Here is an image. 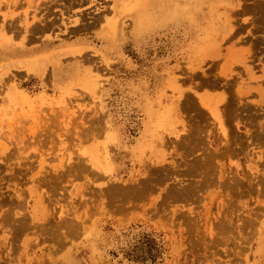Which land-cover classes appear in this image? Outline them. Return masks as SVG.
<instances>
[{"label": "rangeland", "instance_id": "1", "mask_svg": "<svg viewBox=\"0 0 264 264\" xmlns=\"http://www.w3.org/2000/svg\"><path fill=\"white\" fill-rule=\"evenodd\" d=\"M74 1L0 0V264H264V0Z\"/></svg>", "mask_w": 264, "mask_h": 264}, {"label": "bare ground", "instance_id": "2", "mask_svg": "<svg viewBox=\"0 0 264 264\" xmlns=\"http://www.w3.org/2000/svg\"><path fill=\"white\" fill-rule=\"evenodd\" d=\"M62 1H63V0H62ZM97 1H98V2H97ZM102 1H103V0H102ZM112 1H113V0H112ZM116 1H117V0H116ZM70 2H71V4H72V3L75 2V1H74V0H70ZM80 2H81V1H80ZM256 2H257V1H256ZM260 2H261V1H260ZM52 3H53V2H52ZM81 3H82V4H83V3H84V4L87 3V5H89V7L93 9V8H96V4H97V3H100V2H99V0H82ZM104 3H105V0H104ZM104 3H103V4H104ZM110 3H111V2H110ZM261 3H263V2H261ZM49 4H50V3H49ZM71 4H70V5H71ZM101 4H102V3H101ZM255 4H256V3H255ZM257 4H258V3H257ZM97 5H98V4H97ZM260 5H261V4H260ZM260 5H258V6H260ZM263 5H264V4H263ZM263 5H262V6H263ZM75 6H76V5H75ZM99 6H100V5H99ZM252 6H253V7H250L249 9H251V8H253V9L256 8V9H257V7H258L257 5H254V4H253ZM71 7H72V6H71ZM97 8H98V7H97ZM72 9H73V8H72ZM92 9H90V11H91ZM99 9H102V7H100ZM99 9H98V10L95 9V12H96V11L99 12V11H100ZM247 9H248V8H247ZM249 9H248V11H249ZM256 9H255V10H256ZM258 9H260L261 11L263 10L261 7H259ZM245 10H246V8H245ZM245 10H244V11H245ZM251 10H252V9H251ZM82 11H83V10H82ZM92 12H93V11H91V14H93ZM103 12H105V11H100V13H98V14H95V13H94L93 17L91 18V20H92L93 22H92L90 25H92V26H93V24H98V25H99V24L102 23L103 21L106 22V19L104 18L105 16L103 15ZM110 12H111V11H110ZM110 12H109V13H110ZM79 13H80V12H79ZM87 14H89V13L84 12V13H82V14L80 15L81 18L83 19L82 22L86 19ZM77 15H78V14H77ZM77 15H76V16H77ZM61 16H62V15H61ZM139 16H140L139 13H135V19H136V20L134 21V24H135V28L137 29V32L140 30V28H141V26H142V20H143V17H142V16L139 17ZM77 17H78V16H77ZM78 18H80V17H78ZM263 18H264V17H263ZM89 19H90V18H89ZM131 19H132V18H131ZM110 21H111V20H110ZM49 22H50V21H49ZM52 23H53V22H52ZM76 23H77V22H76ZM106 23H107L109 29L115 28L116 25H117V21H114V20L111 21V22L107 21ZM24 24H25V23H24ZM26 24H27V23H26ZM77 24H79V23H77ZM257 24H258V23H257ZM27 25H28V24H27ZM36 25H37V24H36ZM36 25H35V26H36ZM49 25L52 26L51 24H49ZM85 25H87V27H89L88 24H85ZM12 26H13V25H12ZM35 26H34V27H35ZM50 26H48L47 24H45V25L43 26V28L41 27V31H40V33H43V30L47 31V30L50 28ZM53 26H54V24H53ZM53 26H52V27H53ZM37 27H38V26H37ZM10 28H11V27H10ZM31 28H32V27H31ZM85 28H86V27H85ZM11 29H12V28H11ZM37 29L39 30L40 28H37ZM50 29H51V28H50ZM79 29H80V27H79ZM82 29H84V27H83ZM87 29H88V28H87ZM34 30H35V29H34ZM84 30H85V29H84ZM31 32L33 33V29H31ZM4 33H5V32H4ZM8 33H9V32H8ZM8 33H7V34H8ZM25 33H26V31H25ZM1 34H2V33H1ZM8 35H9V34H8ZM12 35H13V34H12ZM12 35H11V36H12ZM1 39H2V38H1ZM14 39H15V38H13V40H14ZM32 39H33V38H32ZM262 39H263V38H262ZM29 40H31V39H29ZM256 40H257V39H256ZM256 40H255V41H256ZM258 40H259V39H258ZM10 42H11V41H10ZM262 42L264 43V40H263ZM254 44H257V43H254ZM8 45H9L8 43H4V45H3V46H4V49H6L5 51L7 52V54L10 52V51H8L9 48H7ZM9 46H10L11 49H12V46H11V45H9ZM254 46H255V45H254ZM15 50H16V49H15ZM7 54H6V55H7ZM4 86H6V85H4ZM8 88H9V87H8ZM6 89H7V88H6ZM2 90H4V87H3ZM9 90H10V88H9ZM10 91H11V90H10ZM1 92H2V91H1ZM244 94H245V93H244ZM262 97H263V96H262ZM263 98H264V97H263ZM230 99H231V98H229V100H230ZM229 100H228V101H229ZM202 101H203V102H202L203 105L206 106L207 103H206V104H204V103L207 102V101H204V100H202ZM225 101H227V100H225ZM228 101H227V102H228ZM235 101H236V100H235ZM65 103H66V102H65ZM226 104H227V103H226ZM226 104H225V105H226ZM229 104H230V102H229ZM235 104H236V103H235ZM207 106H208V107H207ZM207 106H206V107H207L208 110L211 112V115L214 117V119H215L216 121H218L219 129H220L222 135H223L225 138H227L226 140H228V137H229V136H228L227 131H226V130L224 129V127H223V121H222V119H221V115H220L218 109H217L216 107L211 108L212 106H210L209 104H208ZM209 106H210V108H209ZM233 106H234V105H233ZM227 107H228V106H227ZM232 108H233V107H232ZM228 110H229V109H228ZM241 110H242V109H241ZM226 111H227V110H226ZM246 111H247V110H246ZM225 113H226V112H225ZM234 113H235V112H234ZM236 113H237V112H236ZM222 114H223V113H222ZM247 114H248V113H247ZM239 115H240V114H239ZM242 115H243V114H242ZM248 115H249V114H248ZM224 117H225V116H224ZM242 117H243V116H242ZM249 117H251V116L249 115ZM240 118H241V117H239V119H240ZM247 118H248V117H247ZM230 119L233 120L232 117H231ZM237 119H238V118H237ZM242 119H243V118H242ZM250 119H251V118H250ZM255 119H256V118H255ZM102 120H103V119H102ZM243 120H244V119H243ZM100 121H101V120H100ZM237 121H238V120H237ZM244 121H245V120H244ZM253 121H254V120H253ZM102 122H103V121H102ZM99 123H100V122H99ZM226 123H227V121H226ZM97 125H98V124H97ZM226 125H227V124H226ZM250 125H251V124H250ZM252 126H253V125H252ZM262 127H263V125H262ZM99 128H100V127H99ZM99 128H98V129H99ZM191 128H192V127H191ZM249 128H251V127H249ZM260 128H261V127H260ZM192 129H194V127H193ZM261 129H262V128H261ZM101 130H102V134H103V129H99V131H101ZM255 130H256V129H255ZM183 131H184V130H183ZM196 131H197V130H196ZM96 132H97V131H96ZM96 132H94L93 134H95ZM195 133H197V132H194V134H195ZM199 133H200V135H201L202 131H200ZM204 133H205V131H204ZM204 133H202V134H204ZM100 134H101V133H100ZM102 134H101V135H102ZM96 135H97V133H96ZM96 135H94V136L96 137ZM192 135H193L192 132H188V134H187L186 136H183V138L185 137L184 140H186V142H189V143H188L189 145H190V141H188V138L192 137ZM256 135H257V134H256ZM258 135H259V133H258ZM260 135H262V137H259ZM260 135L257 136V137H258V140H259V138H260V139L263 138L262 140H263V142H264V135H263V132H262ZM196 136H197V134H195V139H196V141H197L198 139H197ZM252 136H253V135H252ZM193 137H194V135H193ZM198 137H199V136H198ZM257 137H256V138H257ZM97 138H98V137H97ZM101 138H102V136H101ZM183 138H182V139H183ZM186 138H187V139H186ZM201 138H202V137H201ZM234 138H235V137H234ZM252 138H253V137H252ZM254 138H255V136H254ZM254 138H253V139H254ZM99 139H100V138H99ZM190 139H193V140H194V138H190ZM231 139H232V138H230L229 140H231ZM253 139H252V140H253ZM202 140H203V139H202ZM202 140H201V139L198 140L200 144L202 143V142H200V141H202ZM229 140H228V141H229ZM234 140H235V139H234ZM256 140H257V139H256ZM181 141H183V140H180L179 142H177V144L180 143V144H178L177 146L179 147V146L182 145V148H183V146L186 144V142L184 141V142H185V144H184V142H181ZM198 141H197V142H198ZM238 141H239V139H238ZM254 141H255V140H254ZM260 141H261V140H260ZM104 142H105V140H104ZM197 142H196V145H197ZM203 142H204V141H203ZM229 142H230V141H229ZM232 142H233V141H232ZM235 142H236V140H235ZM240 142H241V141H240ZM252 142H253V141H252ZM181 143H182V144H181ZM191 143H192V142H191ZM215 143H217L216 140H215ZM233 143H234V142H233ZM188 144L185 145V146L188 147V146H189ZM194 144H195V143H194ZM194 144L192 143L190 146H192V145L194 146ZM200 144H198V146H199ZM204 144H205V143H204ZM204 144H203V145H204ZM229 144H230V143H229ZM229 144H228V142H227L225 146L227 147ZM231 144H232V143H231ZM231 144H230L229 146H232ZM240 144H241V143H240ZM244 144H245V143H244ZM237 145H238V144H237ZM242 145H243V144H242ZM242 145H241V146H242ZM97 146H98V145H97ZM102 146H103V145H102ZM102 146H101V147H102ZM190 146H189V147H190ZM198 146H197V147H198ZM225 146H224V149L222 148L223 151L226 150L227 148H228V151H230V152H231V151H232V152L235 151V150H234L235 148L233 149L232 147H230V149L232 148V149L234 150V151H233V150H229V146L225 149ZM189 147H188V148H189ZM202 147H203V146H202ZM96 148H97V147H96ZM179 148H180V147H179ZM193 148H194V150H195V146H194ZM193 148H192V147H191V149L189 148V150H188V151H189L188 154H189L190 152H192V151L194 152V150H192ZM199 148H200V146H199ZM199 148H198V149H199ZM203 148H205V146H204ZM94 149H95V147H94ZM184 149H185V148H184ZM100 150H102V149H100ZM180 150H181V148H180ZM185 150H187V148H186ZM191 150H192V151H191ZM203 150H204V149H203ZM220 150H221V147H220ZM220 150H219V151H220ZM182 151H183V149H182ZM195 151H196V150H195ZM206 151H207V150H206ZM219 151H217V150L215 151V150H214V151L212 152V153H213L212 155H210V153H208V155H203V156H206L207 160L209 159V160H208V161H209V164H208V167H207L208 169L212 170V167H211V166H212L213 164H215V163L212 162V161H214V160L211 161L210 159H212V157H213V158L215 157L216 159H218V158H217V157H218L217 154L221 152V151H220V152H219ZM226 151H227V150H226ZM226 151H225V153H228V152H226ZM98 152H100V151H99V150H98V151L96 150V153H95L94 150L90 151V155H88V157L90 156L88 161H90L91 157L94 158V155L97 154ZM103 152H104V151H103ZM184 152H185V151H184ZM186 152H187V151H186ZM193 152H192V153H193ZM207 152H209V151H207ZM210 152H211V151H210ZM232 152H231V153H232ZM91 153H92V155H93V154H94V155L91 156ZM204 153H205V152H204ZM221 153H222V152H221ZM221 153H220V154H221ZM98 154H99V155H98L99 157H102V158H100L101 162H99L100 165H101V166H100V165H99V166H100V168H101V167H104V165L102 166V164H103V160H102V159H103V156H100V155H101L100 153H98ZM102 155H103V154H102ZM223 155H224V153H223ZM96 156H97V155H96ZM207 156H208V157H207ZM221 156H222V155H221ZM99 157H97V159H98ZM200 158H201V157H200ZM202 158H203V157H202ZM206 158H205V159H206ZM100 160H99V161H100ZM197 160H199V159H197ZM199 161H200V162H198V161L195 160V162H198V163L200 164V163H201V159H200ZM203 161H204V160H203ZM90 162H92V159H91ZM204 162H205V161H204ZM206 162H207V161H206ZM207 163H208V162H207ZM210 163H213V164L210 166L211 168L209 167ZM204 164H206V163H204ZM204 164H203V163H202V165L200 164L201 166L199 165V167H202V168H203ZM76 165H77L76 168H77L79 171H82V169L84 170V168L82 167V165H80V164H76ZM74 166H75V165H74ZM74 166H72V167H74ZM206 166H207V164L205 165V168H206ZM213 167H214V166H213ZM196 168H197V166H196ZM196 168H195V169H196ZM104 169H105V168H104ZM67 170H69V169H67ZM78 170H77V173H78ZM86 170H87V169H86ZM86 170H85V171H86ZM200 170H202V169H200ZM74 171H75V168H74ZM74 171H73V172H74ZM192 171H193V170H192ZM205 171H207V170H205ZM208 171H209V170H208ZM66 172H67V171H66ZM66 172H65V173L62 172V173L66 174ZM73 172H72V173H73ZM83 172H84V171H83ZM83 172H82V173H83ZM105 172H107V171H105ZM201 172H203V170H202ZM209 172H210V171H209ZM79 173H80V172H79ZM190 173H191V172H190ZM204 173H205V172H204ZM207 173H208V172H207ZM209 174H210V173H209ZM66 175H67V174H66ZM74 175H75V173H74ZM79 175H80V174H79ZM189 175H191V174H189ZM14 177H15V176H14ZM14 177H13V180H15ZM16 177H17V176H16ZM201 177H202V182L206 181L205 179L203 180V176H201ZM209 177H210V176L207 175V178H209ZM204 178H205V177H204ZM207 181H208V180H207ZM224 181H225V179H224ZM224 183H225V182H224ZM180 184H182V183H180ZM225 184H226V183H225ZM182 185H183V184H182ZM189 185H190V184H189ZM222 185H223L222 187L225 186L224 184H222ZM191 186H192V185H191ZM194 186H195V185H194ZM196 187H197V186H196ZM196 187H195V189H196ZM228 187H229V186H228ZM113 188H114V187H113ZM175 188H176V187H175ZM180 188H182V189H180V191H182L181 193H183V194H184V193H185V194L187 193V195H190L191 193L196 194V192H195L196 190L194 191L195 193L192 192V190H194V189H193V186H192V189H191L190 187H185V188H184V185H183V186H180ZM115 189H117V188H115ZM115 189H114V190H115ZM114 190H113V191H114ZM176 190H177V188L175 189V191H176ZM115 191H116V190H115ZM117 191H118V189H117ZM197 191H198V190H197ZM110 193H111V192H110ZM172 193H177V192H171V191H170V195H172ZM178 193H180L179 190H178ZM188 193H190V194H188ZM1 194H2V193H1ZM193 194H192V195H193ZM112 195H113V194H112ZM174 195H178V194H174ZM14 196H16V194H15ZM14 196H13V197H14ZM110 196H111V195H110ZM190 196H191V195H190ZM170 197H171V196H170ZM172 197H174V196H172ZM186 197H187V196H186ZM1 198H2V197H1ZM8 198H9V197H8ZM15 198L18 199V196L15 197ZM189 198H190V197H188V199H189ZM4 199L6 200V198H4ZM11 199H12V198H11ZM11 199H10V200H11ZM170 199H171V198H170ZM172 199H174V198H172ZM172 199H171V200H172ZM186 199H187V198H186ZM5 200H4V201H5ZM14 200H15V199H13V202L11 203V205L14 203ZM113 200H114V199H112V201H113ZM0 201H1V200H0ZM6 201H7V200H6ZM11 201H12V200H11ZM16 201H17V200H16ZM16 201H15V202H16ZM189 201H190V200H189ZM2 202H3V201H2ZM2 202H1V204H2ZM7 203L9 204V201H8ZM7 203H6V204H7ZM16 203H17V202H16ZM21 203H22V202H21ZM21 203L18 202L17 205L19 204L18 206H20ZM6 204H4V205H6ZM14 205H16V204H14ZM14 205H12V206H14ZM21 205H22V204H21ZM6 206H7V205H6ZM16 207H17V206H16ZM21 207H22V206H21ZM21 207H20V208H21ZM13 208H14V207H13ZM11 209H12V208H11ZM12 210H13V209H12ZM9 211H10V210H9ZM8 215H10V214H8ZM8 215H7V216H8ZM11 215H12V214H11ZM59 218H60V217H59ZM60 219H61V218H60ZM11 220H12V219H11ZM13 220H14V219H13ZM13 222H14V221H13ZM18 222H19V220H18L16 223H18ZM64 222H66V221H64ZM19 223H20V226H19V228H18V230H17V233H20V232L23 233V232L26 230V226H27V224H26V222L24 223L23 220H21ZM66 224H68V222H66ZM13 225H14V227H15V224H13ZM18 225H19V224H18ZM18 225H17V226H18ZM70 225H71V223H70ZM70 225H69V226H70ZM71 227H74V226H71ZM68 228H69V227H68ZM13 229H14V228H13ZM15 229H16V228H15ZM14 232H15V231H14ZM15 233H16V232H15ZM19 236H20V235H19Z\"/></svg>", "mask_w": 264, "mask_h": 264}]
</instances>
